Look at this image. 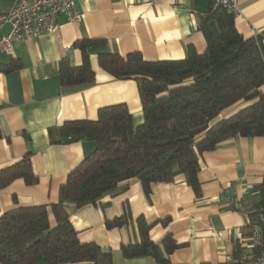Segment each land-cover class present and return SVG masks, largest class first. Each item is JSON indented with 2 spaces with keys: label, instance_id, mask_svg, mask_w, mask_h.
<instances>
[{
  "label": "crops",
  "instance_id": "0c3cea01",
  "mask_svg": "<svg viewBox=\"0 0 264 264\" xmlns=\"http://www.w3.org/2000/svg\"><path fill=\"white\" fill-rule=\"evenodd\" d=\"M75 1L83 14L80 22L61 14L54 31L16 43L12 53L1 43L11 25L0 19V169L31 152L33 171L39 177L35 184L19 178L3 188L0 216L16 207L56 203L69 173L96 148L86 138L53 142L51 127L97 119L100 108L119 103L127 104L136 123L143 120L137 81L114 78L100 66L101 53L124 56L139 51L146 60L158 61L185 58L189 45L199 52L206 49L198 21L211 0ZM15 2L0 0V15ZM239 2L238 30L245 37H260L264 49V0ZM84 39L95 41L86 51L96 79L63 85L59 76L62 63L83 64V50L77 43ZM200 162L199 198L180 174L174 182L153 183L149 197L139 179L132 178L97 204L75 208L69 203L70 219L80 240L111 248L113 264H165L148 255L123 254V244L139 240L136 220L143 216L152 223L150 236L156 243L171 234L182 244L169 255L171 264H252L256 250L246 209L251 190L263 181L264 136L230 138L205 152ZM125 206L133 221L108 229L106 219L120 216ZM49 211L55 223L51 207Z\"/></svg>",
  "mask_w": 264,
  "mask_h": 264
},
{
  "label": "trees",
  "instance_id": "16d2710c",
  "mask_svg": "<svg viewBox=\"0 0 264 264\" xmlns=\"http://www.w3.org/2000/svg\"><path fill=\"white\" fill-rule=\"evenodd\" d=\"M235 18L211 0L198 21L206 49L199 52L189 45L183 59L150 61L139 51L99 55L100 66L114 78L137 81L143 120L136 123L127 104L119 103L100 108L97 119L67 121L49 129L53 142L86 138L96 148L69 173L56 203L16 207L0 216V264H113L111 248L80 240L69 203L75 208L97 204L132 178L139 179L149 197L153 183L174 182L180 174L199 198L205 152L235 136H264V49L260 37H245L238 30ZM94 42L77 43L84 54L82 65L62 63L63 85L95 81L86 51ZM19 178L30 185L39 181L31 152L0 169V191ZM248 197L251 227L264 208V176ZM132 221L125 206L120 216L106 219L105 224L108 229L122 228ZM136 222L139 240L123 244V254L148 255L171 264L169 255L182 244L171 234L156 243L150 236L152 223L143 216ZM255 250L256 256L264 250V239Z\"/></svg>",
  "mask_w": 264,
  "mask_h": 264
},
{
  "label": "built area",
  "instance_id": "2783aa9c",
  "mask_svg": "<svg viewBox=\"0 0 264 264\" xmlns=\"http://www.w3.org/2000/svg\"><path fill=\"white\" fill-rule=\"evenodd\" d=\"M217 6L238 16L241 14L239 0H213ZM64 14L71 22H80L83 14L77 10L75 0H16L13 7L0 15L3 22H9L11 29L2 37L4 50L12 53L16 43L39 36L43 32H52L58 26V17ZM264 237V208L259 221L251 224V243L261 247ZM252 264H264V250Z\"/></svg>",
  "mask_w": 264,
  "mask_h": 264
}]
</instances>
